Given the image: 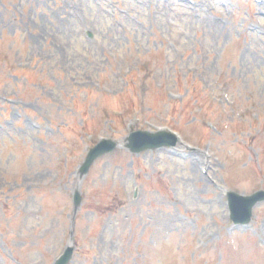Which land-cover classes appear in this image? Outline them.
I'll use <instances>...</instances> for the list:
<instances>
[{"label":"rangeland","instance_id":"rangeland-1","mask_svg":"<svg viewBox=\"0 0 264 264\" xmlns=\"http://www.w3.org/2000/svg\"><path fill=\"white\" fill-rule=\"evenodd\" d=\"M259 189L264 0H0V264H264Z\"/></svg>","mask_w":264,"mask_h":264},{"label":"water","instance_id":"water-1","mask_svg":"<svg viewBox=\"0 0 264 264\" xmlns=\"http://www.w3.org/2000/svg\"><path fill=\"white\" fill-rule=\"evenodd\" d=\"M139 136L143 139L144 142L143 144L141 139H136ZM163 136L165 137V139L158 135H147V133L145 132H139L132 139H131L132 136L129 138V143L126 146L129 147L131 151L137 152L144 148L156 147L159 144H166V145L174 144V138L171 135L163 134ZM103 144H105V146H102ZM113 146L114 143L110 141H106L105 143L98 144L97 146L92 148L91 151H89L85 162L83 163L82 173H85L87 171L91 162L98 155L112 149ZM229 198L232 201L233 218L248 220L250 216V208L257 201L264 199V192L260 191L247 197H240L235 193H229ZM79 202H80V197L78 196V194H75L74 197L75 206H77ZM238 213H242V214L236 216ZM71 253H72V247H67L64 254L58 260H56L55 264H66V262L70 259Z\"/></svg>","mask_w":264,"mask_h":264}]
</instances>
